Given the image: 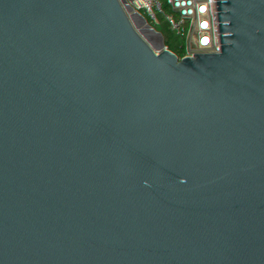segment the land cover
<instances>
[{"label":"water","instance_id":"obj_1","mask_svg":"<svg viewBox=\"0 0 264 264\" xmlns=\"http://www.w3.org/2000/svg\"><path fill=\"white\" fill-rule=\"evenodd\" d=\"M245 33L231 67L261 54ZM24 58L0 30V264H264V67L174 103L180 184L139 191Z\"/></svg>","mask_w":264,"mask_h":264},{"label":"built area","instance_id":"obj_2","mask_svg":"<svg viewBox=\"0 0 264 264\" xmlns=\"http://www.w3.org/2000/svg\"><path fill=\"white\" fill-rule=\"evenodd\" d=\"M127 29L134 46L110 62ZM0 30L25 63L62 79L76 105L61 92L68 114L111 158L135 166L142 188L124 181L139 191L180 184L174 103L264 67V0H0ZM238 30L249 47L259 35L261 54L231 67L227 35ZM194 75L200 85L181 95V80Z\"/></svg>","mask_w":264,"mask_h":264},{"label":"trees","instance_id":"obj_3","mask_svg":"<svg viewBox=\"0 0 264 264\" xmlns=\"http://www.w3.org/2000/svg\"><path fill=\"white\" fill-rule=\"evenodd\" d=\"M106 35L103 31H98L95 43L101 44L102 42H105ZM135 44V36L133 35L132 31L130 29H127L125 32L121 33L118 37H116L112 41V47L108 51V60L110 62H114L120 55L124 54L126 51H128L130 48H132ZM101 80L102 83H104L105 79V71H101ZM104 92L103 90L101 94V101L104 100ZM129 167L128 170H125V177L128 179L129 182L133 183L137 188H142V183L137 181V177L140 174V172L135 168L133 164L128 162Z\"/></svg>","mask_w":264,"mask_h":264},{"label":"rangeland","instance_id":"obj_4","mask_svg":"<svg viewBox=\"0 0 264 264\" xmlns=\"http://www.w3.org/2000/svg\"><path fill=\"white\" fill-rule=\"evenodd\" d=\"M113 114H114V119L116 118V116L118 115V111L117 109H113ZM65 112L68 114L69 111L68 109L65 107ZM112 159L118 163L121 164L123 166L124 169L128 170L129 164L125 161V158L123 156H118L117 158L112 157Z\"/></svg>","mask_w":264,"mask_h":264}]
</instances>
